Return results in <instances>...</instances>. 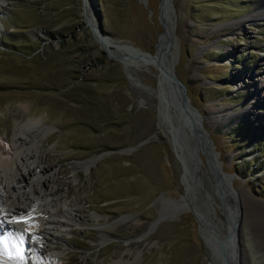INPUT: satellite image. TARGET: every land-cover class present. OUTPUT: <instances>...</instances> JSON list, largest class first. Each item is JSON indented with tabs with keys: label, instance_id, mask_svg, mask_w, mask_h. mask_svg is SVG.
I'll return each instance as SVG.
<instances>
[{
	"label": "rangeland",
	"instance_id": "rangeland-1",
	"mask_svg": "<svg viewBox=\"0 0 264 264\" xmlns=\"http://www.w3.org/2000/svg\"><path fill=\"white\" fill-rule=\"evenodd\" d=\"M159 1L0 0V152L23 136L46 153L68 210L51 243L57 260L32 264H264L262 0H172L163 50L232 173L235 238L208 157L188 154L194 137L177 134L161 70L143 57L162 31Z\"/></svg>",
	"mask_w": 264,
	"mask_h": 264
},
{
	"label": "bare ground",
	"instance_id": "bare-ground-1",
	"mask_svg": "<svg viewBox=\"0 0 264 264\" xmlns=\"http://www.w3.org/2000/svg\"><path fill=\"white\" fill-rule=\"evenodd\" d=\"M260 4L264 6V0ZM250 19L253 17L251 16ZM167 21V30L160 37L156 55L152 54L151 57H147L143 54L147 61L155 64L161 70V76L164 67L170 64V60L161 57V54L165 53L163 50L167 48L168 36L173 37L174 29L171 20L169 26ZM104 38L106 39V37ZM104 38L100 39L103 47L111 51L112 42ZM116 55L118 58L121 57L119 54ZM156 60L160 63H156ZM39 123L40 119L30 120L24 124V128L30 130L32 125H34L33 128ZM5 141L8 142V139ZM200 149L198 148L197 151ZM36 151L37 149L28 146L27 140L23 136H19L12 143L4 146L0 152V239L9 243V251L0 255L2 264H32V260L36 259L32 258L34 256L50 257L55 260L58 257V254L52 251L51 243L54 240L58 241L59 235L56 234V231L60 229V225L64 224L60 215L62 216L64 212L67 213L68 210L60 209L63 195L58 193L59 186L57 187L52 183L54 182L55 171H52L48 164H44L46 153L39 154ZM209 152L205 155L209 159L215 178L220 183L221 187H219L223 190L222 195L228 206L227 214L230 220L228 234L231 238H235L239 216L242 213L241 203L238 194L230 191L226 180L227 176L221 170L219 171V168H216L214 157ZM216 158H218V154ZM91 162L92 160H87L80 164L87 165ZM22 182H25L24 186ZM49 196L52 198L48 202L47 197ZM50 202H52L51 205H49ZM33 212L44 214L42 223L36 220L32 224L26 220L28 215ZM36 226L40 229L38 233L40 237L34 241L32 238L35 236L30 231ZM21 237L23 238L22 241H20ZM13 246L22 250V261L18 258L17 252L13 250ZM113 264H129V259H125L123 256L115 260Z\"/></svg>",
	"mask_w": 264,
	"mask_h": 264
},
{
	"label": "water",
	"instance_id": "water-1",
	"mask_svg": "<svg viewBox=\"0 0 264 264\" xmlns=\"http://www.w3.org/2000/svg\"><path fill=\"white\" fill-rule=\"evenodd\" d=\"M158 17L162 24V31L158 35V40L156 44V50L153 53L156 55V52L158 50V44L160 37L164 32L167 30L166 21L170 19V12L173 10V3L172 0H160L158 4ZM171 20V19H170ZM172 27L174 26L173 20H171ZM173 35V34H172ZM103 38L106 36H102ZM107 38V37H106ZM168 43L167 48L172 45L173 37L168 36ZM126 49H128L131 54L135 51V48H131L129 44H122ZM144 55L147 57H151L152 54L149 52H143ZM161 57H164V54H161ZM157 59V56H156ZM157 61V60H156ZM156 63H160L157 61ZM162 69V68H161ZM159 82H165L168 86L167 90H164L161 88L160 95L162 100L165 102V104L172 105L178 112V126L177 134L183 138L185 136L184 130L187 129L194 137V144L190 149H188V154L190 156H194L196 154L198 148H201L202 152L204 154L211 153L214 157V162L216 165V168H219V171L221 170V161L216 158L218 151L214 149V143L209 135V131L207 128L202 124V115L197 110L195 106H193L190 102L187 88L184 82L175 74L173 67L171 64H167L166 67H164V70H162V76L159 77ZM160 116L162 118H168V113L166 111H160ZM146 139H143L141 142L145 141ZM130 149V148H129ZM207 160V157H206ZM222 171V170H221ZM227 177V184L233 193L237 194L236 189L233 187L231 178L232 173L222 171ZM241 219V213L239 216L238 225L240 224Z\"/></svg>",
	"mask_w": 264,
	"mask_h": 264
},
{
	"label": "snow or ice",
	"instance_id": "snow-or-ice-1",
	"mask_svg": "<svg viewBox=\"0 0 264 264\" xmlns=\"http://www.w3.org/2000/svg\"><path fill=\"white\" fill-rule=\"evenodd\" d=\"M22 237L20 238V241H22ZM13 250L17 252L18 258L22 261L23 260V255H22V250L17 249L13 246ZM9 251V243L4 241L3 239H0V255L6 253ZM2 264V262H0Z\"/></svg>",
	"mask_w": 264,
	"mask_h": 264
},
{
	"label": "trees",
	"instance_id": "trees-1",
	"mask_svg": "<svg viewBox=\"0 0 264 264\" xmlns=\"http://www.w3.org/2000/svg\"><path fill=\"white\" fill-rule=\"evenodd\" d=\"M187 87V86H186ZM187 91H188V94H189V88L187 87Z\"/></svg>",
	"mask_w": 264,
	"mask_h": 264
}]
</instances>
